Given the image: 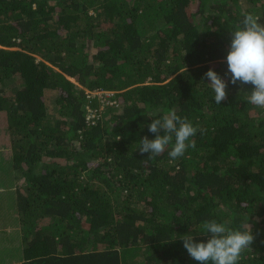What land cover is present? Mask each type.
Wrapping results in <instances>:
<instances>
[{
    "label": "trees",
    "instance_id": "16d2710c",
    "mask_svg": "<svg viewBox=\"0 0 264 264\" xmlns=\"http://www.w3.org/2000/svg\"><path fill=\"white\" fill-rule=\"evenodd\" d=\"M243 13L264 24V0H0L24 264H198L181 237L207 242L209 220L249 223L238 264H264V109L225 75ZM210 68L227 82L221 104ZM95 89L115 103L100 110ZM173 110L198 129L195 148L141 154L151 120Z\"/></svg>",
    "mask_w": 264,
    "mask_h": 264
},
{
    "label": "clouds",
    "instance_id": "9594fccd",
    "mask_svg": "<svg viewBox=\"0 0 264 264\" xmlns=\"http://www.w3.org/2000/svg\"><path fill=\"white\" fill-rule=\"evenodd\" d=\"M242 15L243 26L231 31L225 75L233 85L238 82L252 85L247 100L264 109V24L259 22V16ZM204 75L210 81L207 84L214 93L215 103L221 104L227 99V82L211 68ZM148 130L155 134V138H141L138 150L141 154L147 153L149 158L162 154L169 146L168 155L174 160L184 156L188 148H195V140L191 138L198 129L174 110L152 119ZM200 232L211 234L207 242H194L192 235L181 237L187 253L198 264H238L241 254L254 240L249 223L233 229L227 223L209 220L202 224Z\"/></svg>",
    "mask_w": 264,
    "mask_h": 264
},
{
    "label": "crops",
    "instance_id": "0c3cea01",
    "mask_svg": "<svg viewBox=\"0 0 264 264\" xmlns=\"http://www.w3.org/2000/svg\"><path fill=\"white\" fill-rule=\"evenodd\" d=\"M1 114H3V112L0 111ZM5 125H2V127H0V137H4L6 136V143L3 141H0V187L1 186H5L8 187L9 190H3L0 189V202H4L8 204V195L9 193L17 186V180H20L18 177H16V172L14 170H12V153L9 152L10 149V134L9 131L7 130V125L4 127ZM8 148V149H6ZM8 212H9V218H12V220H9L7 222L4 223H0V232L4 231L6 229H8V227H4L6 225V223H12L13 227H18L17 224H14L16 221L19 224V212H18V208H16V205L14 207H8ZM2 210V206H0V213ZM3 217H1L0 214V222L2 221ZM10 226V224L8 225ZM6 228V229H4ZM20 233V237L22 236V233L20 232V230H17ZM0 259H4L3 263L0 264H24L26 258V255L23 251V249H21V251L16 252L13 255H8L6 257L0 258Z\"/></svg>",
    "mask_w": 264,
    "mask_h": 264
},
{
    "label": "rangeland",
    "instance_id": "374dc122",
    "mask_svg": "<svg viewBox=\"0 0 264 264\" xmlns=\"http://www.w3.org/2000/svg\"><path fill=\"white\" fill-rule=\"evenodd\" d=\"M48 103H49V110L51 111L50 114L52 116L54 115V113H52L54 105H52L51 107V100L50 101L48 100ZM2 125H5V126L7 125V117H6V114L4 113L3 114L0 113V127H2ZM2 139L6 143V136L0 137V141H2ZM9 139H10L9 152L12 153L11 138L9 137ZM21 182L22 180H17V183H21ZM0 189H3L5 191L9 190V188L5 186H1ZM0 206H2V210L0 214H1V217H3L0 223H4L9 220H12V218H9V212L7 209L9 207V204H7V202L6 203L0 202ZM20 222L21 221H19V224L17 221L14 223V224H17L18 227H13L12 223H6L4 227H8V229L4 228L6 230L0 232V258L6 257L8 255H13L16 252L21 251V241L23 239V235L20 237V233L17 231L18 229L20 230L21 233L23 231V227L21 226ZM9 224L10 226H8ZM3 262H4V259H0V263H3Z\"/></svg>",
    "mask_w": 264,
    "mask_h": 264
},
{
    "label": "built area",
    "instance_id": "2783aa9c",
    "mask_svg": "<svg viewBox=\"0 0 264 264\" xmlns=\"http://www.w3.org/2000/svg\"><path fill=\"white\" fill-rule=\"evenodd\" d=\"M86 97L91 102L93 99H96L100 102V110L104 108L105 105H111L115 103V100L111 97L113 94L110 91H105L102 89L95 90H85ZM89 114L87 116L88 119L96 118L97 109H93L90 105H88Z\"/></svg>",
    "mask_w": 264,
    "mask_h": 264
}]
</instances>
